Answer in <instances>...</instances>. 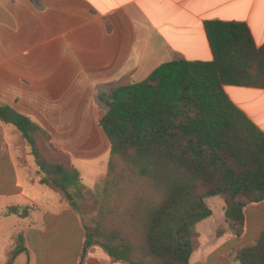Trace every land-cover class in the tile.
I'll return each mask as SVG.
<instances>
[{"label": "trees", "instance_id": "trees-1", "mask_svg": "<svg viewBox=\"0 0 264 264\" xmlns=\"http://www.w3.org/2000/svg\"><path fill=\"white\" fill-rule=\"evenodd\" d=\"M203 27L211 61L166 62L100 99L107 106L99 126L109 157L92 188L42 128L0 103V123L29 148L38 184L78 216L81 258L97 245L121 264H190L199 246L196 226L211 216L206 199L217 196L224 204L218 237H240L244 210L264 200V131L224 90H264V44H254L245 23ZM33 210L9 206L3 216L23 219ZM23 241L14 239L6 264L25 250ZM219 264H264V230Z\"/></svg>", "mask_w": 264, "mask_h": 264}, {"label": "crops", "instance_id": "crops-1", "mask_svg": "<svg viewBox=\"0 0 264 264\" xmlns=\"http://www.w3.org/2000/svg\"><path fill=\"white\" fill-rule=\"evenodd\" d=\"M206 21L245 23L254 44H264V0H0V103L42 128L75 168V160L107 157L108 162L109 142L99 126L107 106L100 99L117 87L143 81L166 62L211 61ZM224 90L264 131V90ZM19 142L15 130L0 123V264L7 263L18 235L25 250L10 264H121L101 248H89L80 257L78 216L38 184L36 168L31 171L18 161ZM38 188L52 195L40 200ZM215 202L221 221L208 225L211 210L197 224L199 246L190 264H219L264 230L263 200L244 210L240 237H218L224 204ZM9 206L34 210L23 219L3 216ZM16 219L26 220L25 225Z\"/></svg>", "mask_w": 264, "mask_h": 264}, {"label": "rangeland", "instance_id": "rangeland-1", "mask_svg": "<svg viewBox=\"0 0 264 264\" xmlns=\"http://www.w3.org/2000/svg\"><path fill=\"white\" fill-rule=\"evenodd\" d=\"M228 89H230V88H228ZM17 151H18V154H17L18 155V157H17L18 161L21 164H25L26 166L30 167L32 169L31 171L35 170L36 167L33 163V157L29 153V148L24 146L21 142H19V144L17 145ZM106 162H107V157H105V159H103V161L100 159L99 160H87V161L86 160L85 161L75 160L74 164H75L76 168L81 171V177L83 179L84 184L91 188V187H93V185L95 183V178L97 176L105 173ZM20 180H21V177H20ZM21 181L25 187L26 192L30 193L31 192L30 189L23 183V180H21ZM38 189L41 192H37L36 194L40 200H43V199L52 195L48 191L40 190V188H38ZM215 201L222 203V200L220 199V197H217V196L206 199L207 207L210 210H212L214 213L213 219L209 220V223H208V225H210L211 227L215 224L214 222L219 223L221 221V216H222L221 209L218 207V204ZM96 215H95V212H93L91 214V217H95ZM16 221H19V223H21L20 227L24 226L26 223V220H17L16 219ZM220 226H218V228ZM90 248H100V247L97 245H93Z\"/></svg>", "mask_w": 264, "mask_h": 264}]
</instances>
